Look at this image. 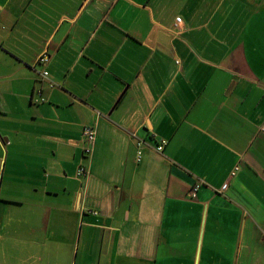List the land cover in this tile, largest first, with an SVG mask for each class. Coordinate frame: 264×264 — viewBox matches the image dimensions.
<instances>
[{
    "label": "crops",
    "instance_id": "crops-1",
    "mask_svg": "<svg viewBox=\"0 0 264 264\" xmlns=\"http://www.w3.org/2000/svg\"><path fill=\"white\" fill-rule=\"evenodd\" d=\"M263 123L264 0H0V264H264Z\"/></svg>",
    "mask_w": 264,
    "mask_h": 264
},
{
    "label": "built area",
    "instance_id": "built-area-1",
    "mask_svg": "<svg viewBox=\"0 0 264 264\" xmlns=\"http://www.w3.org/2000/svg\"><path fill=\"white\" fill-rule=\"evenodd\" d=\"M48 61H49V55L46 52L39 55L38 58L36 59V63L40 64L44 67L48 64ZM176 63L179 64V61H177ZM41 75L43 78L48 77V73L45 70L42 71ZM50 87H53V85L50 84ZM37 96H38V100H36V102L44 101V99L42 98V93L40 91L37 93ZM260 131H261V134L264 136V123L260 127ZM132 138H133L134 146L137 150L136 162H140L141 155H142L141 150L143 148L144 143L142 140L135 137V135H132ZM95 139H96L95 128L94 127H87V128L85 127L83 129V132H82V140L84 142V147L82 149H83L84 155H86L89 158V160L91 159V156H92ZM166 144H167V142L165 140H161V141H159L158 145L155 147L154 150L158 153H161ZM87 175H88V167L80 166L77 170V176L85 179L87 177ZM199 186H200V182L195 183L194 187L191 189V191L189 193V196L191 198L196 197V192H197Z\"/></svg>",
    "mask_w": 264,
    "mask_h": 264
},
{
    "label": "trees",
    "instance_id": "trees-1",
    "mask_svg": "<svg viewBox=\"0 0 264 264\" xmlns=\"http://www.w3.org/2000/svg\"><path fill=\"white\" fill-rule=\"evenodd\" d=\"M38 65H40V64H38ZM43 70L46 71L45 67H44ZM43 70H42V71H43ZM41 73H42V72H41ZM41 73H40L41 78H42V79H45V80H48V77H47V78H43L42 75H41ZM39 91H40V90H39ZM39 91H37V93H38ZM40 92H41V91H40ZM37 93H36V94H37ZM41 93H42V92H41ZM42 98H43V96H42ZM43 99H44V98H43ZM44 101H45V99H44ZM40 102H41V101H40ZM42 102H43V101H42ZM160 141H161V140H160ZM194 185H195V184H194ZM194 185H193V187H194ZM193 187H192V188H193Z\"/></svg>",
    "mask_w": 264,
    "mask_h": 264
},
{
    "label": "rangeland",
    "instance_id": "rangeland-1",
    "mask_svg": "<svg viewBox=\"0 0 264 264\" xmlns=\"http://www.w3.org/2000/svg\"><path fill=\"white\" fill-rule=\"evenodd\" d=\"M255 20H256V21H259L258 16H256Z\"/></svg>",
    "mask_w": 264,
    "mask_h": 264
}]
</instances>
